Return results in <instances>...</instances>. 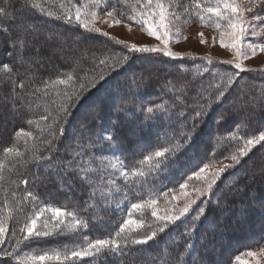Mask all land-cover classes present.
I'll list each match as a JSON object with an SVG mask.
<instances>
[{
	"label": "trees",
	"instance_id": "1",
	"mask_svg": "<svg viewBox=\"0 0 264 264\" xmlns=\"http://www.w3.org/2000/svg\"><path fill=\"white\" fill-rule=\"evenodd\" d=\"M36 2L60 15L61 4L82 6L88 0ZM195 2L207 6L215 4V0H164L176 17L215 29L212 21L206 19L201 23L195 15ZM145 3L146 0H139L137 7ZM8 5L9 16L0 17V163L5 164L4 179L0 181V218H7L9 212L11 218L7 220L6 243L0 248L11 251L16 239L21 238L20 229L25 222L46 204L65 212H76L89 221L88 228H78L75 233L65 228L63 233L25 242L17 250L20 255L71 249L82 244L84 237L113 239L120 224L128 218L130 203L155 199L158 215L178 214L187 202L183 200L173 206V194L180 191L181 184L198 185L194 182L195 173L205 166L225 160L232 165L230 157L239 151L244 140L264 130L262 70L241 72L233 64L220 60L210 59L212 63H209V59L198 57L171 58L160 52H130L122 44L80 27L74 16L72 22H68L26 6V0H0V6ZM128 5H136V0H118L116 8L130 14ZM72 10L74 13L75 9ZM111 10V7L107 9ZM98 12L105 14L102 8ZM117 18L141 27L127 18ZM220 23L225 25L226 21ZM20 25L24 26L30 45L25 55L34 54L36 47L41 49L40 62L31 67L17 63L16 56L9 55L14 52L9 38L15 40L21 35ZM29 25L37 31L34 33ZM101 60L107 61V65L101 64ZM3 64L10 66V73L2 70ZM67 74L74 76L68 85L51 83L66 79ZM228 77H232L231 84ZM21 82L24 88L19 87ZM81 83L86 85L84 90L79 96H73L72 103H66L64 94L72 93L73 89L79 91ZM13 88L19 94L18 114L12 111ZM220 91L224 92L222 97H219ZM62 104L68 108L67 115L59 111ZM155 104H163L165 111L156 112V118L145 122L141 131L136 126L143 116L136 109ZM121 107L132 111L133 116L117 111ZM202 109L205 114L197 116V111ZM113 120L119 125L120 144L111 149L96 144L93 133L109 129ZM18 131L31 135L17 137ZM133 131L136 135H132ZM177 142L180 147L169 154L166 166L152 169L142 186L137 182L131 187L126 199L121 192L107 203L90 200L89 185L74 178V173L65 175L63 170V165L72 160L74 167L84 165L93 169L94 180L98 179V173L105 181L115 178L123 186L118 172L104 168L113 161L114 155L121 157L129 168L139 167L138 162L144 155ZM9 147L19 149L23 156L6 154L4 150ZM262 157L264 141L242 158L239 165L223 172L211 194L198 195L197 189L203 190L205 184L196 186L195 203L189 212L169 223L163 233L157 232L147 244L136 245L129 241L126 247L122 244L118 252L84 257L76 264H201L202 261L203 264H234L237 255L263 248L264 215L251 211L246 218H238L239 209L251 203L248 196L264 192ZM23 180H28V184L22 183ZM236 188L243 191L237 192ZM28 192L38 199L28 198ZM93 204H98V211L88 207ZM201 208L206 212L197 220ZM50 217L51 213L45 212L37 220V227ZM132 218L144 221V227L132 234L135 237L150 234L163 223L153 217L148 208L141 213L134 212ZM64 219L65 224L71 222L70 217ZM55 223L49 219L50 228ZM165 245L162 253L160 249ZM0 264H17V261L0 253Z\"/></svg>",
	"mask_w": 264,
	"mask_h": 264
},
{
	"label": "snow or ice",
	"instance_id": "2",
	"mask_svg": "<svg viewBox=\"0 0 264 264\" xmlns=\"http://www.w3.org/2000/svg\"><path fill=\"white\" fill-rule=\"evenodd\" d=\"M118 0H88V3L83 4L82 6L76 5H64L61 4L60 7L63 9L60 15H56L51 10H47L43 7L42 4L37 3L36 0H26V6H30L32 8L39 9L41 12L45 13L48 16H55L57 19L63 18L68 22H72L73 16L75 21L79 24L80 27L84 28L88 32L100 33L103 36L109 37V39L115 41L117 44H122L125 48H127L130 52H139V53H157L162 52L165 56L174 57L179 55L178 53H173L168 45L170 42V17L175 19L176 14L170 11V5L164 3V0H146V3L141 7H137L139 5V0H136V5H128L131 8V13L126 14L122 11H118L116 8V3ZM79 3V0H77ZM262 5H264V0H261ZM111 7V11H107V9ZM9 8L8 6H0V17H8L9 16ZM75 9L74 13L72 9ZM103 9L107 19L105 23H110V26L115 24L119 25L122 20L117 17L127 18L130 21H134L138 25L141 26L142 30L145 31L149 36L155 37L158 41L163 44V48L158 46L149 47L147 45L138 46L135 43L127 44L123 41L117 40L116 37H110L107 32H101V29L96 27V22L99 19L98 9ZM195 11V15L199 18L201 23H204L207 20H210L214 23V26L217 30L224 29L220 32V45L223 48H229L235 51L237 57H242L243 59H247V53L242 52L241 48L243 47L244 37L249 32V22L244 16L245 11H251L252 6L249 5L246 9H242L236 2V0H215L214 6L202 5L200 2H195L193 5ZM215 17V20H213ZM10 18V17H9ZM255 20H260L259 16L253 17ZM220 21H226L225 25H222ZM21 30V35L18 36L15 40L9 38V43H11L14 52L9 53L10 56L15 55L17 58V63L21 65L27 64L29 67L33 66L36 63H39V55L41 49L36 47L35 53H29L27 56L25 52L27 48L30 46L29 42L25 38V29L23 25L19 26ZM29 28L35 33L37 29L34 26L29 25ZM131 30V29H129ZM261 32H264V28L261 29ZM228 35L229 42L225 43V35ZM252 35L257 36L259 33L255 31V27L252 28ZM201 36V43L204 42L203 34ZM248 48L251 49L252 55H255L257 50L264 51V44H249ZM125 61L128 59L127 56L123 58ZM116 63H120V60H116ZM209 63L212 61L209 59ZM101 64L107 65V61L101 60ZM234 67L239 69L241 72L243 71H253L252 69H245L242 64V60H239L235 63ZM2 70L5 73H10L11 68L8 64H3ZM101 78H103L101 76ZM74 80V76L72 74H67L66 79H56L52 80L51 83L53 85L62 84L68 85L70 82ZM15 83V81H13ZM232 83V77H228V84ZM24 83L21 82L19 87L24 88ZM85 84L81 83L79 91L73 89L72 93H65L66 103L73 102V96H79V92H82L85 88ZM94 86V85H93ZM13 98L11 100L12 111L18 114V109L16 108V99L19 98V94L15 93V88H13ZM224 95L223 91H220L219 97ZM217 97V99H219ZM23 106V105H22ZM210 107V105H209ZM64 115L68 114V108L65 104H62L59 109ZM117 111H123L125 116H133V112L129 110H125L123 107L117 109ZM136 111H139L143 116L140 124L136 127L141 131L143 130V125L145 122L151 121L155 119L156 112L165 111V106L163 104H155V105H141ZM205 114L204 110L197 111L196 115L201 116ZM47 119V117H44ZM29 123H31L29 121ZM119 125L118 122L113 120L112 125L109 129L102 130V132L93 133L96 137V144L107 145L111 148H115L118 144H120L119 139ZM106 133V134H104ZM31 133L18 131L16 133L17 137H28ZM132 135H136L135 131L132 132ZM264 141V130L259 131V135H253L251 138L245 139L243 142V146L240 147L239 151L235 154L231 155L230 159L233 161L232 165H225L224 167L208 174L206 173L207 166L200 168L199 172L195 173L198 179L204 180V188L203 190L197 189L198 195L203 196L205 193H212L213 186L216 184L217 179L220 175L225 172L228 168H232L235 165H239L241 163V159L247 157L252 149ZM180 144L177 142L175 145L162 147L149 155H144L143 159L140 160L139 167L133 166L129 168L126 162L118 156L114 155V159L108 165H105L104 168H111L114 172H118L120 179L124 181V185L121 186L117 183L115 178H109L106 181L104 180L103 175L96 174L98 179H93V169L87 168L84 165H76L73 166V161L68 160L63 165V170L65 175L67 173H74V178H79L80 180L86 182L91 188L90 192V200L103 201L107 203V201L114 197L116 193L124 192L125 199L127 198V192L131 191V187H134L137 182L146 181L147 175L150 174L152 169H159L161 165L166 166V162H168L169 154H174L177 149H179ZM5 153L17 158L23 156V153L19 151V149L15 148H6ZM103 156V153H101ZM264 159V157H262ZM103 163V161H101ZM175 162V161H172ZM147 166L145 168L144 166ZM5 168L4 163H0V181L4 179L3 170ZM261 171H264L262 169ZM83 173V174H81ZM111 177V174H110ZM24 184H28V180L21 181ZM71 183V180L68 181ZM186 187L185 184H181L180 188L184 189ZM235 191L241 192L243 189L236 188ZM98 194V195H97ZM187 196V193H184ZM27 197L33 200L38 199L32 192L27 193ZM250 204H247L239 209L238 218H246L251 211H258L261 215H264V192L255 193L253 192L248 196ZM158 203L155 199H150L147 201H143L140 203H130V207L128 210V218L124 219L123 222L119 226V231L115 233V238L113 239H89L88 237H84V242L77 246L72 247L71 249L65 247L63 251L58 249L51 250H42L39 254L34 252H28L24 255H20L17 251L20 248L21 244L25 242H31L32 240H36L43 237H48L53 234L63 233L64 229H68L69 232L75 233L78 228H88L89 221L77 215L76 212H65L62 211L60 207H53L51 205H45L40 207L37 211L33 213L31 217L25 222L24 227L20 229L21 238L16 239L15 246L12 247L11 251H8L6 248H0V253H2L6 257H11L13 260L17 261V264H44V262H60V264H66V262H76L80 261L84 257H93L105 253V252H118L121 250L122 244L123 246H127L128 242L131 241L132 244L142 245L147 244L148 241L153 240L157 236V232L163 233L168 227L169 223H174L179 220L181 217L185 216L193 203L194 200H189L184 204L182 208L179 209L178 214L171 213L165 215H158L156 204ZM87 205V202H86ZM95 210H99L98 204L89 205ZM88 207L85 208V211L88 210ZM217 207H219V202L217 203ZM151 209V215L156 217L158 221L161 223L156 230L151 231L150 234H147L143 237H135L132 234L136 232L137 229L144 227V221L133 219L132 216L135 213H141L144 209ZM107 210L106 208L104 209ZM171 212V210H169ZM45 212L51 213V217L44 219L41 226L37 227V220L44 216ZM206 210L201 208L199 209L197 216L195 219H200L201 216L205 214ZM64 217H70L71 222L69 224H65ZM11 218V212L7 218H0V245L6 243L5 236L8 232L7 220ZM49 219L55 220L56 223L49 227ZM64 226L63 228L61 226ZM26 232V234H24ZM78 234V233H77ZM27 246V245H25ZM166 245L160 249L162 253L165 252ZM245 255L249 257H257L258 253L249 251ZM259 255L264 257V249L260 250ZM235 260L238 264H248V261H245L241 258L240 255L235 257ZM203 264V261L201 262ZM255 264H260V260H256Z\"/></svg>",
	"mask_w": 264,
	"mask_h": 264
},
{
	"label": "rangeland",
	"instance_id": "3",
	"mask_svg": "<svg viewBox=\"0 0 264 264\" xmlns=\"http://www.w3.org/2000/svg\"><path fill=\"white\" fill-rule=\"evenodd\" d=\"M237 1V4L242 9H246L249 5L252 6L251 11L244 12V16L249 22V32L244 37V40L242 42L243 47L241 48V51L247 53V59L237 57L234 50L221 47L220 32L224 29H211L207 26L191 22V20L182 19L181 16L175 19L170 17L171 32L168 47L173 53L179 54L171 58L183 57L192 59L198 57L218 61L220 60L231 63L233 65H235L237 61L242 60L243 67L245 69H257L264 71V51L257 50L256 54L252 55L251 49L248 48L249 44H264V32H261V29L264 28V5H262L259 0ZM258 15L261 18L260 22L259 20L253 19V17ZM106 19L107 17L105 14H99V19L96 22V27L100 28L101 32H107L110 37H116L117 40L123 41L127 44L135 43L138 46L147 45L149 47L158 46L160 48H163V44H161L160 41H158L155 37L149 36L145 31L142 30L141 27L133 25L132 23H127L125 21H122L119 25L113 24L110 26V23H105ZM253 26L255 27V31L259 33V35H252ZM201 33L203 34V43H201ZM224 39L225 43H228L230 38L226 34ZM228 164L229 163L225 160L220 163L209 165L206 168V173L210 174ZM194 182H198V185L202 186L204 184V180L198 179L196 175ZM196 186H190V184L186 185L184 189H180L179 192L173 194V206L179 205L183 200L187 202L189 200H194L193 194L195 193ZM184 193H187L188 195L185 196ZM261 249H264V247L260 249L250 250L252 252L258 253L257 257L255 258L245 255L249 251L244 252L240 256L243 260L248 261V264H255L256 260H260V264H264V257H261L259 255ZM234 264H238V262L235 261Z\"/></svg>",
	"mask_w": 264,
	"mask_h": 264
}]
</instances>
